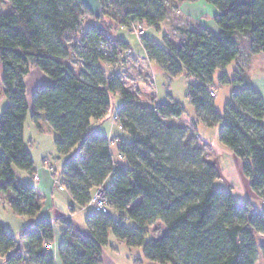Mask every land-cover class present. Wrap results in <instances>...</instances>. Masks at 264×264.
Wrapping results in <instances>:
<instances>
[{
    "label": "trees",
    "instance_id": "obj_1",
    "mask_svg": "<svg viewBox=\"0 0 264 264\" xmlns=\"http://www.w3.org/2000/svg\"><path fill=\"white\" fill-rule=\"evenodd\" d=\"M198 1L217 10L219 33L188 23L174 27L177 43L165 37L166 48L144 35V50L169 76L186 72L193 79L191 104L208 128L220 126V145L243 162L253 193L264 200V99L244 66V55L264 53V0H100L98 15L80 0H0L10 6L9 14L0 15V97L8 101L0 119V194L9 196L7 204L16 215H41L36 187L24 185L16 170L34 178L25 125L30 112L37 125L45 117L57 136L58 154L66 159L61 183L71 197V212L93 211L86 218L88 237L64 223L62 264H103L111 234L130 249L141 248L144 260L155 264H257L260 253L264 257L257 237L264 236V212L218 188L220 173L199 140L198 127L165 123L185 114L182 105L141 103L118 73L104 67L122 63L128 44L108 37L96 23L84 26L89 18H105L131 30L136 24L160 30L168 20L179 23L175 16L183 4ZM73 58L81 61L80 72L70 66ZM233 63L230 78L226 69ZM33 69L51 83L35 89L29 100L26 78ZM217 71L223 72L219 83L233 87L223 115L215 109L216 93L211 96ZM115 95L123 103L114 121L130 142L92 128L93 121L109 116ZM100 189L108 215L88 207ZM158 223L164 235L148 241ZM19 238L0 220V257L6 264H57L46 249L55 243L51 220H39Z\"/></svg>",
    "mask_w": 264,
    "mask_h": 264
},
{
    "label": "rangeland",
    "instance_id": "obj_2",
    "mask_svg": "<svg viewBox=\"0 0 264 264\" xmlns=\"http://www.w3.org/2000/svg\"><path fill=\"white\" fill-rule=\"evenodd\" d=\"M9 13V4L6 2H0V15H6ZM175 17V19L179 18L178 14H176ZM179 19V23L176 25L173 24L172 20L166 21L165 25L161 26L160 30L145 27L144 38L154 41L163 48L167 47L165 43L166 36H169L173 43H177V33L174 31V27L189 26L187 21H184L181 18ZM95 23L105 29L106 35L108 37L114 40L125 42L132 49L130 50V54L125 52V55V53H123L125 59L122 61V63H117L114 66L104 65L107 73H118L120 80L126 90L136 95L139 101L143 104L151 106H159L167 103L181 104L185 110V114L180 118L167 120L165 123L188 128L198 127L199 140L201 144L206 146L205 150L209 156V159L216 162L217 166L219 167L218 171L220 173V181L217 184L218 188L221 190L223 188L224 190L230 188L237 194V200H243L244 198L241 195V190L244 187V173L240 167L235 166V162L232 160L233 154L228 150H225L220 145L218 140L220 126L208 128L188 98L189 85L193 82V79L190 78L186 72H183L178 77L169 76L158 64H149L146 62L142 38H139L135 34L136 31L134 29L131 30L126 27H121L111 20L105 18L99 22H95L92 18H89L85 20L84 26L88 27ZM140 60L147 63L148 66ZM69 64L75 71H81V61L78 59H71ZM234 70L235 63L231 64L226 69V73L230 78L234 77ZM222 73V71H217L215 73L213 87H211V89L215 90L214 92L216 93L215 109L221 115L225 113L226 105L228 102H230L233 91V87L231 85H221L219 83ZM35 88H32L30 85H28L29 100H31V96ZM0 100L1 119L2 112L7 106L8 101L5 97L0 98ZM122 103L123 100L120 95H115L112 97V110L109 116H107L102 123H97L95 121L92 122V128L97 134L105 135L110 139L118 138L119 140L121 139L125 142L131 141L130 136L122 131L120 126L114 121V116ZM24 139L26 148L34 159L35 167L39 168L43 165L44 169H46L52 175L54 184V187L52 185V189L54 188V192L52 190L51 193L47 195L46 201L43 198H40L43 204V211L41 215L35 219L16 215L7 204V198L9 196L0 194V220L4 225V228L8 232L12 233L19 241L21 230L26 228H36L39 220H51L56 227V231L60 233L62 228L65 229L66 225L62 220L56 219L55 213L51 210L52 207H56L59 212L66 215V217H69L70 221L74 220L79 224H85L86 218L93 214V211L91 209H87L84 211L77 210L76 212H71L70 207L72 200L69 193L66 191H60L58 189V183L62 185L61 174L66 159L58 154L56 148L57 136L47 123L45 117H42L37 125L32 120L31 112L28 114V119L25 125ZM112 151L117 158V143L115 142L112 146ZM224 153L228 154L227 157ZM228 168L229 170L232 169L233 173L235 172V174L232 175L229 173L228 178H226L225 171ZM16 173L24 185L30 186L32 184L31 176H29L26 172L16 170ZM33 181L37 183L39 180L36 181L33 178ZM231 183L234 185L232 186ZM260 205L262 206L261 199ZM260 211L264 212V209L261 210L260 208ZM73 215L74 217L71 218L70 216ZM111 215L114 220H119V216L114 211H111ZM127 226L132 228L134 225L132 222H127ZM151 231L152 233L148 237V241L152 238H159L163 236L165 233V227L158 223L151 227ZM113 237L114 235L111 234L109 243L110 246L105 247L103 250L105 254V264H142V262L139 261L140 259H144V253L141 248L130 249L124 245L117 251L114 249L115 247L113 245ZM257 237L260 240V245L264 246V236L260 235ZM46 249L49 250L47 247ZM3 259L5 260V258ZM257 264H264V257L262 253H260Z\"/></svg>",
    "mask_w": 264,
    "mask_h": 264
},
{
    "label": "crops",
    "instance_id": "obj_3",
    "mask_svg": "<svg viewBox=\"0 0 264 264\" xmlns=\"http://www.w3.org/2000/svg\"><path fill=\"white\" fill-rule=\"evenodd\" d=\"M178 16L182 20L187 21L188 23H198L201 26H203L204 28L209 29L216 34L219 33V28L215 22V18L217 16V10L214 7H212L211 5H209L208 3H206L205 1H198V2H193V3L183 4L182 7L180 8V13L178 14ZM145 55H146V52H145ZM141 62H143L144 64L147 65V63H145L144 61H141ZM146 62H148L149 64H152V62H150L149 59L147 58V55H146ZM236 65H237V63H236ZM244 66H245V70H246V72L250 78L251 85L261 94V96L264 99V53H261L258 55H253V56H248V57L246 55H244ZM0 76H1V78L3 77V67H2L1 62H0ZM26 83H27V88H28V85H30L32 88L36 87L35 89H37L39 86H41L43 84L51 83V81H50V78H48L46 75L41 73L39 70L33 69L31 71L30 75L26 78ZM34 91H33V93H34ZM2 97L3 96H1L0 98H2ZM224 149L227 150L226 148H224ZM224 154L227 157L228 154L227 153H224ZM232 157H233V159H232L233 162H235V166L240 167V169H242V172H243V162L241 160H239L238 158H236L234 155H232ZM212 162L216 165L217 168H219L217 166L216 162H214V161H212ZM229 173L232 175L235 174V172L233 173L232 169L229 170V168H228L225 171V175H226L225 177L226 178H228ZM36 175L39 176V181L37 183H35L33 181V178L31 177V180H32L31 185H34L36 187V191H37L38 195L40 196V198H43L46 201L47 195H49V193H51V191L54 189V188L52 189V185L54 187L52 175L46 169H44L43 165L40 166L39 168H36L35 176ZM237 175H238V173H237ZM231 184H232V186L234 185L233 183H231ZM222 190H224V188ZM224 191H230L232 193V195L234 196L237 203H240V204L244 203L245 204L247 202H250L255 210L260 211V208H261V210L263 209L262 206L260 205V199L253 193V191L250 187V182L248 179H246L245 176H244V187L241 190V195L244 198L243 200H241V199L237 200V198H236L237 194L233 190H231L230 188L225 189ZM53 192H54V190H53ZM71 205H72V203H71ZM51 210L55 213L56 219L62 220L63 223L66 222L68 224H71L73 226L75 232L78 235H80L81 237H88L89 236L90 230L87 227V225H85L86 222H85V224L82 225V224H79L78 222H76L74 220L70 221L69 217H66V215L59 212L56 209V207H52ZM78 210H83V209H78ZM74 215L70 216V217L72 218V217H74ZM54 228H55V243L51 246V248L49 250L47 249V251L55 257L57 264H62V262L60 261V258H59V245H60L61 240H62V233H63L64 229L62 228L61 232L58 233V231H56L55 225H54ZM113 245L115 247L114 249L118 251L125 244H123L122 242L118 241L115 237H113ZM109 246H110V244H109ZM109 246H107V247H109ZM102 257H103V264H105L104 251H103ZM139 261L142 262V264H155V263L146 262L144 259H140ZM0 264H6L5 260L1 257H0ZM112 264H115V263H112Z\"/></svg>",
    "mask_w": 264,
    "mask_h": 264
},
{
    "label": "built area",
    "instance_id": "obj_4",
    "mask_svg": "<svg viewBox=\"0 0 264 264\" xmlns=\"http://www.w3.org/2000/svg\"><path fill=\"white\" fill-rule=\"evenodd\" d=\"M179 14V12L177 13ZM133 29L136 31L135 34L139 37V38H143L145 35V27L141 24H136L133 26ZM108 46V45H106ZM131 50V49H130ZM128 50L126 51V53L130 54L131 51ZM125 53V55H126ZM211 96L215 97V92H211ZM46 164V162H45ZM34 180L38 181L39 180V176L36 175L34 176ZM58 189L60 191H64V188L62 187L61 184L58 183ZM262 206H264V200H261ZM90 208H94L97 212H100L104 215H108L109 214V209H108V201L107 198L104 194L103 189H100L94 196L92 202L89 204ZM47 248H51V245H48Z\"/></svg>",
    "mask_w": 264,
    "mask_h": 264
},
{
    "label": "water",
    "instance_id": "obj_5",
    "mask_svg": "<svg viewBox=\"0 0 264 264\" xmlns=\"http://www.w3.org/2000/svg\"><path fill=\"white\" fill-rule=\"evenodd\" d=\"M83 5L93 14L98 15L101 10L100 0H80Z\"/></svg>",
    "mask_w": 264,
    "mask_h": 264
}]
</instances>
